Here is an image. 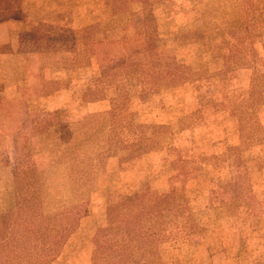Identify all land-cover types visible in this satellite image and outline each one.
Segmentation results:
<instances>
[{
	"label": "rangeland",
	"instance_id": "obj_1",
	"mask_svg": "<svg viewBox=\"0 0 264 264\" xmlns=\"http://www.w3.org/2000/svg\"><path fill=\"white\" fill-rule=\"evenodd\" d=\"M21 1L0 264H264V0Z\"/></svg>",
	"mask_w": 264,
	"mask_h": 264
},
{
	"label": "crops",
	"instance_id": "obj_2",
	"mask_svg": "<svg viewBox=\"0 0 264 264\" xmlns=\"http://www.w3.org/2000/svg\"><path fill=\"white\" fill-rule=\"evenodd\" d=\"M23 4H24V5H28L26 1H23V0H22V1H21V5H23ZM12 8H13V7H11L10 9H12ZM6 9H7V8H6ZM7 10H9V9H7ZM5 20H6L7 23L12 22L13 20L16 21V19H14V17H9V18H6ZM7 20H8V21H7Z\"/></svg>",
	"mask_w": 264,
	"mask_h": 264
},
{
	"label": "trees",
	"instance_id": "obj_3",
	"mask_svg": "<svg viewBox=\"0 0 264 264\" xmlns=\"http://www.w3.org/2000/svg\"><path fill=\"white\" fill-rule=\"evenodd\" d=\"M37 231V227H35L34 229H31L30 231V236L32 235L33 236V233H35Z\"/></svg>",
	"mask_w": 264,
	"mask_h": 264
}]
</instances>
